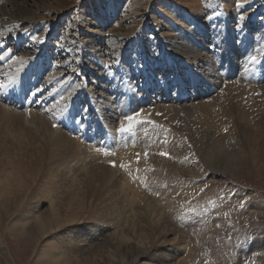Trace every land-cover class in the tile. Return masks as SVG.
Wrapping results in <instances>:
<instances>
[{
    "label": "rangeland",
    "instance_id": "rangeland-1",
    "mask_svg": "<svg viewBox=\"0 0 264 264\" xmlns=\"http://www.w3.org/2000/svg\"><path fill=\"white\" fill-rule=\"evenodd\" d=\"M33 1L0 0L5 13L31 14L36 21L16 22L14 17L5 16L7 22L16 25L7 23L5 28L0 24V32H4L0 36L3 46L0 56L4 57L0 60V85L13 87L12 94L20 96L21 101L10 96L4 101L0 94V264H49L46 256L59 250L56 238L64 234V241L74 238L75 247L79 248L69 264L84 260L85 264H126L127 253L103 242L107 236L117 241L121 235L131 243L140 238L144 246V258L132 264L153 261L158 264L153 257L166 246H170L172 264H238V261L264 264V140L250 149L252 137L247 135L248 131L256 130L264 133V95L261 89L256 91L246 82L248 74L260 79L264 73V0H195L196 12L201 11L196 23L182 13V8L191 4V0ZM225 1L234 17H227ZM19 8L23 9L19 12ZM36 14L41 18H36ZM241 15L245 17L242 21L239 20ZM164 20L173 21L172 33L183 36L204 59L207 55L216 74L221 73L218 78L223 84L198 100L210 103L209 116L200 115L194 109L197 100L191 97H180L177 103L171 97L174 102L167 104L172 107L165 110L149 104L143 110L137 108L138 102L132 103L140 91L133 95L132 88L144 80H163L171 96L179 93L182 81L185 90L192 91V86L196 87L193 75L184 74L186 61H181L191 60V54L188 51H183V55L177 53L175 47L168 44V31L158 26ZM93 28L100 32L102 40L98 44L93 41L94 47H89L92 36L87 30ZM26 32L29 33L25 35ZM32 36L45 38V47L38 39L33 41ZM90 48L96 50L101 61L100 65H94L88 60L87 67L94 66L95 73L103 74L102 82L107 88L104 94L113 100L120 99V106L124 105L128 112L119 115L112 128L105 129L113 132L117 149L131 146L125 149L130 157L122 162L124 168L115 165L113 158H101L102 166L96 170L102 173H40L53 170L54 163L58 162H62L63 167L82 165L65 159L52 162L49 159V163L45 162L46 158L44 161L39 158L41 162L36 166L28 164L29 157L23 158V143L29 146L33 139L28 135L29 127L37 131L39 126L31 121L26 106H22L30 96L26 82L34 78L35 89L42 87V95H46L52 89L60 91L58 82L66 81V92L59 97L65 96L62 99L65 105L70 99L72 104L77 102L79 108L83 107V98L76 101L75 95L80 89L91 91L93 87L91 80L83 82L81 79V74L88 78L91 73L86 75L80 67L84 66L83 59ZM233 51L243 57L237 60L232 56ZM252 55L257 57L256 61H250ZM72 68L79 75L72 74ZM23 69L27 74H22ZM237 81L241 84L230 89L229 83ZM261 83L264 84V80ZM203 86L196 91L203 93ZM51 97L54 102L53 95ZM51 101L46 103L47 107ZM112 104L117 106L118 103ZM69 105L64 107V112L69 115L68 120L72 118L74 122L76 116L70 112ZM133 107L136 112L132 113ZM91 112L89 110L88 118L93 124L95 117ZM40 114L46 112L34 113L35 116ZM127 116L135 119L129 122ZM208 117L213 124L206 121ZM121 123L125 126L131 123V130L120 132ZM81 124L84 125L85 120ZM49 131L51 137L46 139L49 141L41 142L42 149L51 151L50 154L56 134L62 132L69 138L74 135L60 124ZM66 137L63 139L69 140ZM9 143L16 144L18 150L8 152ZM151 208L160 215V225L155 224ZM165 230L169 234L164 233ZM182 239L187 244V253L185 248L176 249ZM69 245L66 241L63 244L65 248Z\"/></svg>",
    "mask_w": 264,
    "mask_h": 264
},
{
    "label": "bare ground",
    "instance_id": "bare-ground-1",
    "mask_svg": "<svg viewBox=\"0 0 264 264\" xmlns=\"http://www.w3.org/2000/svg\"><path fill=\"white\" fill-rule=\"evenodd\" d=\"M4 1H7V0H4ZM35 1H33V2H35ZM20 2L22 3L23 0H20ZM19 3H17V4L19 5ZM24 3H25V1H24ZM190 3L191 4L185 3L187 5L184 6V8H182L183 9L182 13L185 14V17L186 18L192 20L193 23H196L197 21H199L197 19V15L201 14L200 13L201 11L200 12L199 11L196 12L197 8H194V6L196 5V1L195 0H191ZM1 6L2 5H0V17L3 19V22H2V20L0 18V24H3V26H5V24L12 22V21L11 22H7L8 19L6 21L5 18H7V17H5V16H10L11 17L13 14L10 15V13L9 14L5 13L4 12L5 9L2 8ZM3 9H4V11H3ZM19 9L20 10H18V11L20 12L21 9H23V8H19ZM177 9H178V7H177ZM225 10H226L227 17H234V16H232V14L229 13V11H228L229 10V4H227L226 1H225ZM18 11L16 10V12H18ZM32 11H33V9H32ZM11 13H13V12L11 11ZM17 15L12 16V17H14L13 19H15L16 22H20V21H23V22L24 21L25 22L27 21L28 22V20L29 21L30 20L32 21V19L34 21V18H35L31 14H30L31 16L29 14H28V16H21V14L19 16H17ZM10 17H8V18H10ZM36 18L40 19L41 16H39V15L36 14ZM170 19L173 20L172 19V16L170 17ZM10 20H12V19H10ZM34 22H36V21H34ZM13 24L16 25V23H13L12 22V25ZM160 25H162L163 28L168 31L167 32L168 33V36H170L169 39H168V44L173 45L175 47V49L177 50V53L182 54L183 51H188L191 54V57H190L191 60H189V58H187L188 60L187 59H185V60L181 59V61H186V63H184L185 64L184 74L185 75L186 74H189V75L192 74L193 75L192 81H193V83H197L196 84V87L195 86H192L193 87V90L192 91L185 90V88L183 89V87H182V86H185L184 85L185 83H183V81H182V82H180V87H179L180 91H179V93L174 94V96H171L169 94V92L167 90H165V84L166 83L164 84L163 80L162 81L153 82L154 80L148 78L147 80L150 79L149 82H147L145 80L143 82H138L132 88L133 95H135L136 92L140 90L139 93L137 94V96L135 95L134 99L132 100V103H137L138 102V107L137 108H142L143 110L147 108V104L154 105V107L160 108V110L161 109H164L165 110V109H169V108L172 107V104H170V103L167 104V102H171V101L174 102L173 99L170 100L171 97L174 98V99H176L175 100L176 103H177V101H178V99L180 97H182V98H184V97H191L190 99L197 100V106L194 109L200 115H202V114H206L207 116L211 115V111L212 110L210 109V103H208V102H206L204 100L203 101L201 100L200 103H199L198 100L203 99V96H204L205 93H210V92H212L213 90H215L216 88H218L219 86H221L223 84L222 83V79L218 78V76H221V73L216 74L213 66L212 65L210 66V64H209L211 62V60L207 57V55L204 56L206 58V59H204L203 58V55H199V53H195L194 52L196 49L195 48L193 49L192 48V45L189 46L185 42V40H184L185 38H183V36L181 37L180 34L178 35L177 33H172V31L174 29V23H173V21H170V20L166 21V20H164L162 23H158V26L159 27H160ZM13 27H15V26H13ZM0 28H2V27H0ZM5 28H7V27L5 26ZM5 30H8V29H5ZM24 30H25V28H24ZM176 30H178V28ZM2 31H3V29H2ZM87 31H88V34H90L92 36L91 39H90V45H89V47H94V44L93 43L96 42V41L97 42L95 44L101 43L102 38L101 37L99 38L100 32L98 30H96V29H94V30L90 29V30H87ZM28 33L29 32H26L25 35H27ZM178 33H179V31H178ZM190 35L193 36V38L194 37L196 38V35H193L191 33H190ZM160 36H161V34H160ZM94 38L95 39L97 38V39L94 40ZM191 38L192 37H189V39H191ZM196 39H199V38H196ZM37 41L41 42V46L42 47H45V45H46L45 44L46 43V39L45 38H41L40 37V38H38ZM216 45H218V44H216ZM2 47L3 46L0 44V49H2ZM237 50H238V48H237ZM82 51H84V50H82ZM234 51L232 52V56L234 58H236L238 60V59H241V57H243V55H241L240 52L238 53V52H234ZM87 52H88V54L83 59V62L85 64L82 62V60H79L78 62L84 64V66H82V64H81L80 67H82V71L87 72L86 75H88V73H91L90 76L88 75V78L84 77L81 74V79H83V82H85V80H89V81L91 80V83L93 84V87H92V90L91 91H83V89H80L81 86L80 85L78 86V84H77L76 87H78V89H80V90H78V92H76L75 99H76V101H77V99H80L81 100V97H82L83 100L81 101V103L84 102L83 107L79 108L77 102H74V104H72L70 99L67 102L66 105L71 104V106L69 105V107L71 109H69V108L68 109L70 110L71 113H73L76 116V120L74 122L71 120L72 118L70 120H68L69 115L66 114V112H64L65 111L64 107L66 105L63 103V100L62 99L65 96H63L62 98L59 97V96L64 95V93L66 92V83H65L66 81L65 82H58V84H61V86H60L61 89H59L60 91H57L58 88L56 90L55 89H52L46 95H42V87H38L37 89H35L34 84L36 83V81H34V78H31L30 80L28 79V82H26V84H28V86H26V85L25 86H26V88L28 87L30 89V96H29L28 100H25V103H23L22 106H26V108L29 110L28 112L31 113V121H33L34 123L38 124L39 126H38L37 131L35 129H33L32 127H29L30 128L29 131L31 130L30 131L31 133H29L28 135H30L33 138L29 143L31 145H32V143H34L33 144L34 146L32 145L33 147L32 146L30 147V144L29 143H28L29 146H27V145L25 146V144L23 143V147L26 148V149L25 148H22L23 151H25V154L22 155L23 158L29 157L30 159H27L29 161L28 164L36 165V166L38 165L39 162H41V160L39 158H43V161L46 158L47 161L45 160V162H49L48 161L49 159H52L51 162L54 161V159H60V161L62 159H65V160H68L69 162L70 161H75L76 164L82 165L81 167H73V166H70V165H66V166L63 167L64 164L62 162H58L59 160H57L58 163H54L55 165H54V169L53 170H47L46 172H41L40 171V173H82V171H83V173H102V171H97L96 170L97 167H101L102 166L99 163V161L101 160V158H103L105 160H109V158H113V161H114V164L115 165H117L120 168H124V167H121L122 162H125L126 159L128 157H130L128 155V153L125 151V149H127V150L128 149H131V146H129L127 148L117 149V147H116L117 146L116 145L117 143L115 144V142H114L113 132L112 131H109V133H108V131L105 129V127L112 128L113 125H114V121L116 119H118V116L119 115H122L123 116L125 114H128V112H125L124 105H123V107L120 106V103H121L120 102V99L117 100V98H114L115 100H113V98H111V97L110 98L109 97H106V94H104V91L107 88H106V86L102 82V80H103V74H101V73H95L93 71L94 66L93 67H87V65L89 63H93L94 65H100V61H101V59L99 58L100 55L99 54H96V50L93 51V50H91V48L90 49H87ZM6 59H8V58H6ZM85 59L87 60L86 62H85ZM88 60L90 61L89 63H87ZM212 63H214V62L212 61ZM173 65H175V62L173 63ZM23 70L24 71H23L22 74H24V75L27 74L26 73V69H23ZM175 70H177L176 66H175L174 72H175ZM70 71L72 72V74L75 73L74 68H72ZM75 74L79 75L77 71H76ZM94 74L96 75L97 78H94L93 77V76H95ZM177 76L179 78V75L178 74L176 75V78H177ZM13 77L16 78V76H13ZM253 77H254V75H249L248 74V81H246V82L250 83L253 86V89L256 90V91H258V90L261 89L262 94L264 95V84L261 83L264 80V73H261L260 79H257V78L254 79ZM239 83H240V81L230 82L229 83V88L230 89H236L238 87ZM202 84H204V86H203L204 88L202 89V92L203 93H201L199 91H196V90H198L197 88L200 85H202ZM13 85H15V84H13ZM13 85H11V86H13ZM0 88L3 89L0 92L1 99L2 100L4 99V101H5V99L9 98V96L11 98H13L14 100H18V98H20V96L12 94V90L11 89L13 87L10 88V86H7L6 85V87H0ZM26 88H24V89H26ZM159 88H162V89L161 90H158ZM98 89H101L102 91L98 92ZM204 90H206V91H204ZM24 92H27V91H24ZM150 93H153V94L150 95L152 97V99L149 100L148 95ZM52 95H53V99H55L54 102H52L51 101L52 99H50V98H52L51 97ZM76 96H78V97H76ZM256 99H258V98L256 97ZM49 101H51L52 103H51L50 106L47 107L46 106V103H48ZM18 102H21V101L18 100ZM112 102L118 103L117 106H114L112 104ZM215 102L216 101H214V105H216V108H219V105L217 103H215ZM20 107H21V105H20ZM206 109H208V112H204ZM89 110H92L91 113H93V117H95L94 118V121H93V124H91L89 122V119H90V118H88V116H89V114H88ZM134 110H136V107H135V109H134V107L131 108L130 112L131 111H132V113L133 112H136ZM42 111H45L46 114L45 115H41L40 114L39 116H35L34 115V113H38V112L39 113H42ZM225 117H227V115ZM0 119H1V116H0ZM208 119H209V117L206 118V121L209 123V125L213 124V120H208ZM83 120H85V124L84 125L81 124V121H83ZM6 124H8V123L6 122ZM59 124L62 125V126L68 127L70 129V133H73L74 135L72 136V138L71 137L69 138V137L64 136V133H62V132H59L58 134H56L54 140L51 142V145L53 144L54 145V148H53V150L51 148L52 153L50 154L51 151L48 153L47 150L45 151L44 148L42 149V146L44 144H42L41 141L42 140L43 141H49V140H46V139H50V137H51V136L48 135V133L50 132L49 130L54 129ZM142 125H143V123H142ZM249 126H250V124H249ZM32 132L35 133V134H33ZM10 133H9V135H10ZM111 133H112V136L113 137L111 136ZM247 133H248L247 135H249V137H252L251 138L252 141L250 142V145H252V146L250 147V149L251 148L253 149L254 147L257 146L256 142H258V141L260 142L261 139L264 140L262 138V136L264 135L263 131H257L256 130L254 132L248 131ZM261 134H263V135H261ZM19 135H18V137H19ZM37 136H39V137H37ZM18 137H15V138L17 139ZM64 137H66V139H69V140H64L63 139ZM23 138H25V137H23ZM26 140L28 141V139H26ZM19 141H20V139H19ZM21 142H22V140H21ZM21 142H18L19 145H20ZM9 144H11V143H9ZM12 144L9 145L8 152H10V150H14L17 147L16 144H15L16 147H15L14 144L13 145ZM47 144H49V143H47ZM53 145H52V147H53ZM36 147L37 148L38 147H41V148H39V151H38V149ZM47 147H49V146H47ZM18 148H16V151L18 150ZM105 153H107V154H105ZM217 156L218 155H216V157ZM214 160L219 161L216 158ZM88 161H89L88 165L84 169H81V168H83L86 165V162H88ZM45 162H44V164H45ZM43 167H45V165ZM126 169H128V168H126ZM106 171H107V173L110 172V170H106ZM96 182H99V181H96ZM88 185H89V183H88ZM104 198H105V196H104ZM150 214H151L154 222H156L155 224L159 223V225H160V219H159V216L160 215L156 212V210L154 208H151V213ZM20 217L22 218L23 216H20ZM26 217H28V214H27ZM158 228H159V226H158ZM164 233L169 234V231H166L165 230ZM59 235H61V234H59ZM157 235H158V233H157ZM121 236H120V239L118 238L119 240H117V241L116 240H113V239H111V237H108L107 236V237H105V240L103 242L105 244H107V245L112 246L114 249H116V251L118 250V251H122V252L127 253L128 254V257H127L126 264H132L135 261L137 263V260L138 259H141V258L143 259L144 256H145L144 253H146V252H145L144 249H142L144 246H143L142 242L140 243V240H139L140 238L138 240L136 238L137 241H135V243H131V242H128V240L126 238L121 237ZM64 237H66L65 234H64ZM64 237L63 236H59L58 237L59 239L56 238V240L59 241V243H60V246H58L59 247V250H57L54 253H49L46 256V262L47 263H49V264H69V262L71 261V258L74 257L72 254L73 253H76L77 250H79V248L75 247L76 244H75L74 238H71V239L67 238L68 240H65L66 243H68V242L70 243V245L68 246V248H65L63 246V244L65 243ZM166 242H167V239H166ZM178 245L179 246H176L177 247L176 249H179V248L180 249L181 248L184 249L185 248V250H186L187 244H185V240L184 239H182L179 242ZM60 247H62V248H60ZM169 247L166 246V247L160 249L157 253H155L154 257L152 256L153 259L158 262V264H172L173 256H172V254L169 251L170 250ZM174 249H175V247H174ZM112 251H111V253H112ZM173 252H176V251H173ZM113 253H114V251H113ZM186 253H187V250H186ZM122 254L123 253H121V255ZM110 255H112V254H110ZM114 255L115 254H113V256ZM147 256H149V255H147ZM156 256L159 257V258L156 259L157 258ZM118 257H121V256H118ZM111 261H113V260H111ZM84 262H85V260L83 262H78V264H85V263H87V262H85V263ZM88 262H90V261H88ZM181 262H182V260H181ZM238 262H239L238 264H241V261H238ZM153 263H154V261L151 264H153ZM138 264H141V263H138ZM148 264H150V263H148Z\"/></svg>",
    "mask_w": 264,
    "mask_h": 264
},
{
    "label": "snow or ice",
    "instance_id": "snow-or-ice-1",
    "mask_svg": "<svg viewBox=\"0 0 264 264\" xmlns=\"http://www.w3.org/2000/svg\"><path fill=\"white\" fill-rule=\"evenodd\" d=\"M238 7H243V5L242 4H238L237 5ZM217 15H219V14H217ZM213 17H208V19H212ZM245 19V17L243 16V15H241L240 17H239V20H244ZM8 31L9 32H11V29H8ZM25 31H27V30H25ZM0 35H3V33L2 32H0ZM31 39L33 40V41H36L37 39H38V37H36V36H32L31 37ZM9 52L11 51L10 49L8 50ZM2 59H4V57L3 56H0V60H2ZM250 61H256L257 60V57L255 56V55H252V56H250ZM0 87H6V85H0ZM126 119L129 121V122H131V121H133L134 119H135V117L134 116H127L126 117ZM131 128H132V125H131V123H129L127 126H125L123 123H121V127H120V129H119V131L120 132H128V131H130L131 130ZM99 150V149H98ZM105 154H107V153H105ZM161 155H168L167 153H160ZM144 155H145V157L147 156V152H145L144 153ZM138 156H139V154H138ZM121 167H124V165H121ZM201 191H203V190H201ZM243 206V203L241 204V207ZM193 211H195V210H193ZM229 239H231V237H229Z\"/></svg>",
    "mask_w": 264,
    "mask_h": 264
}]
</instances>
